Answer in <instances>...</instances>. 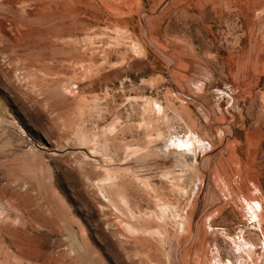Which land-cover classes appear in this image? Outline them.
I'll use <instances>...</instances> for the list:
<instances>
[{
  "label": "rangeland",
  "instance_id": "1",
  "mask_svg": "<svg viewBox=\"0 0 264 264\" xmlns=\"http://www.w3.org/2000/svg\"><path fill=\"white\" fill-rule=\"evenodd\" d=\"M0 264H264V0H0Z\"/></svg>",
  "mask_w": 264,
  "mask_h": 264
},
{
  "label": "bare ground",
  "instance_id": "2",
  "mask_svg": "<svg viewBox=\"0 0 264 264\" xmlns=\"http://www.w3.org/2000/svg\"><path fill=\"white\" fill-rule=\"evenodd\" d=\"M115 182V181H114ZM116 186H117V184H116V182H115V184H113V183H111L110 185H109V187L110 188H116ZM103 196H105V197H108V196H106L105 194L103 195ZM125 197V196H124ZM109 198V197H108ZM172 208V207H171ZM170 206H168V205H163V206H161L160 207V209L163 211V212H165V213H168L169 211H170ZM175 215H177V214H175ZM176 218V217H175ZM184 228V227H183ZM139 229V228H138ZM184 231V230H183ZM133 232L134 233H136V234H138V230L137 229H133ZM141 234V233H140Z\"/></svg>",
  "mask_w": 264,
  "mask_h": 264
}]
</instances>
